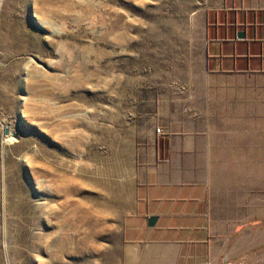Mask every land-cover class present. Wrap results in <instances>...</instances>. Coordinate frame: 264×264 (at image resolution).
<instances>
[{"label":"rangeland","instance_id":"374dc122","mask_svg":"<svg viewBox=\"0 0 264 264\" xmlns=\"http://www.w3.org/2000/svg\"><path fill=\"white\" fill-rule=\"evenodd\" d=\"M211 1L0 0V264H32L28 230L62 241L36 264H124L133 144L176 98L213 127L206 165L238 213L217 264H264V77L205 74Z\"/></svg>","mask_w":264,"mask_h":264},{"label":"crops","instance_id":"0c3cea01","mask_svg":"<svg viewBox=\"0 0 264 264\" xmlns=\"http://www.w3.org/2000/svg\"><path fill=\"white\" fill-rule=\"evenodd\" d=\"M202 18L205 74L264 77V0H212ZM220 86L225 95L238 91L236 83ZM156 112L151 132L133 144L131 203L121 224L123 263L217 264L235 249L229 246L237 241L238 213H228L211 160L206 165L212 141L205 130L213 127L179 98ZM151 216L158 217L154 226Z\"/></svg>","mask_w":264,"mask_h":264},{"label":"bare ground","instance_id":"6f19581e","mask_svg":"<svg viewBox=\"0 0 264 264\" xmlns=\"http://www.w3.org/2000/svg\"><path fill=\"white\" fill-rule=\"evenodd\" d=\"M5 140L7 142H10V143H14L15 141H17V135L16 133L13 131V130H9L8 134H6L5 136ZM31 224H34L33 221L30 222ZM42 222L38 221L37 224H40ZM29 231V234H28V237H29V258L32 262V264H36V259L34 257V253L35 252H41V253H44L45 250L44 248H49L48 246L53 243V245L55 247H57V253H60V250H61V247H62V241L59 237L53 239V240H49L47 239V236L45 234H40V233H37V232H32L31 230H28ZM27 231V233H28ZM19 251H16V255ZM57 258L58 255H57ZM42 264H45V263H42Z\"/></svg>","mask_w":264,"mask_h":264},{"label":"water","instance_id":"95a60500","mask_svg":"<svg viewBox=\"0 0 264 264\" xmlns=\"http://www.w3.org/2000/svg\"><path fill=\"white\" fill-rule=\"evenodd\" d=\"M6 132H7V130H6ZM157 220H158L157 216H151L149 218V226H154L156 224Z\"/></svg>","mask_w":264,"mask_h":264},{"label":"built area","instance_id":"2783aa9c","mask_svg":"<svg viewBox=\"0 0 264 264\" xmlns=\"http://www.w3.org/2000/svg\"><path fill=\"white\" fill-rule=\"evenodd\" d=\"M156 131H157L158 134H164V133H165V132H164V129H162L161 127H158V128L156 129Z\"/></svg>","mask_w":264,"mask_h":264}]
</instances>
